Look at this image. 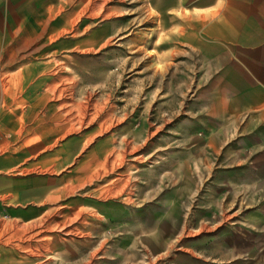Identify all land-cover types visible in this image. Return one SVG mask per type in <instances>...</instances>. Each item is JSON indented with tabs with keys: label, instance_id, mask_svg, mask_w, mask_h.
<instances>
[{
	"label": "rangeland",
	"instance_id": "obj_1",
	"mask_svg": "<svg viewBox=\"0 0 264 264\" xmlns=\"http://www.w3.org/2000/svg\"><path fill=\"white\" fill-rule=\"evenodd\" d=\"M240 4L0 0V260L264 264Z\"/></svg>",
	"mask_w": 264,
	"mask_h": 264
},
{
	"label": "crops",
	"instance_id": "obj_2",
	"mask_svg": "<svg viewBox=\"0 0 264 264\" xmlns=\"http://www.w3.org/2000/svg\"><path fill=\"white\" fill-rule=\"evenodd\" d=\"M237 1L242 2L240 4L242 8L237 11V15L241 16L243 37L248 38L249 46L263 48L261 50L264 51V0H255L257 3L256 11L245 8L244 2L247 3V6L250 0ZM254 66L253 63L242 65L245 78V86L242 89L243 100L264 102V63L258 64L260 70L256 74L253 72ZM260 148L264 149V146L262 145ZM251 164L255 165V161L251 160ZM0 264H5V259H1Z\"/></svg>",
	"mask_w": 264,
	"mask_h": 264
}]
</instances>
